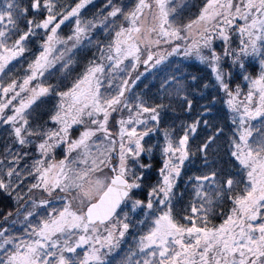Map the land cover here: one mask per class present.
<instances>
[{
  "label": "snow or ice",
  "instance_id": "snow-or-ice-1",
  "mask_svg": "<svg viewBox=\"0 0 264 264\" xmlns=\"http://www.w3.org/2000/svg\"><path fill=\"white\" fill-rule=\"evenodd\" d=\"M0 264H264V0H0Z\"/></svg>",
  "mask_w": 264,
  "mask_h": 264
},
{
  "label": "trees",
  "instance_id": "trees-1",
  "mask_svg": "<svg viewBox=\"0 0 264 264\" xmlns=\"http://www.w3.org/2000/svg\"><path fill=\"white\" fill-rule=\"evenodd\" d=\"M98 3H99V0H98Z\"/></svg>",
  "mask_w": 264,
  "mask_h": 264
}]
</instances>
